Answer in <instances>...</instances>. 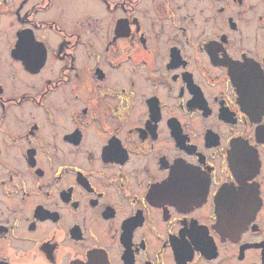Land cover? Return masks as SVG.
Instances as JSON below:
<instances>
[{"label":"flooded vegetation","instance_id":"flooded-vegetation-1","mask_svg":"<svg viewBox=\"0 0 264 264\" xmlns=\"http://www.w3.org/2000/svg\"><path fill=\"white\" fill-rule=\"evenodd\" d=\"M0 264H264V0H0Z\"/></svg>","mask_w":264,"mask_h":264}]
</instances>
